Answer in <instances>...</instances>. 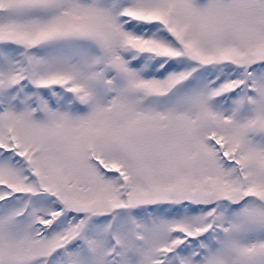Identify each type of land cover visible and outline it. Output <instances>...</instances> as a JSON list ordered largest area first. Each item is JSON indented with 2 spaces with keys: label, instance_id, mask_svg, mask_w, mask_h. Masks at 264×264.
Returning a JSON list of instances; mask_svg holds the SVG:
<instances>
[{
  "label": "snow or ice",
  "instance_id": "snow-or-ice-1",
  "mask_svg": "<svg viewBox=\"0 0 264 264\" xmlns=\"http://www.w3.org/2000/svg\"><path fill=\"white\" fill-rule=\"evenodd\" d=\"M0 264H264V0H0Z\"/></svg>",
  "mask_w": 264,
  "mask_h": 264
}]
</instances>
